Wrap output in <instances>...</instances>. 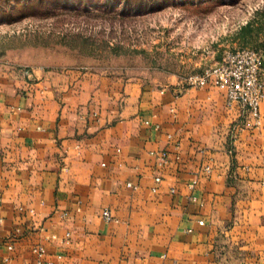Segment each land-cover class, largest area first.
I'll use <instances>...</instances> for the list:
<instances>
[{
  "label": "crops",
  "instance_id": "1",
  "mask_svg": "<svg viewBox=\"0 0 264 264\" xmlns=\"http://www.w3.org/2000/svg\"><path fill=\"white\" fill-rule=\"evenodd\" d=\"M181 84L0 63V264H264V101L235 133L240 109Z\"/></svg>",
  "mask_w": 264,
  "mask_h": 264
},
{
  "label": "rangeland",
  "instance_id": "2",
  "mask_svg": "<svg viewBox=\"0 0 264 264\" xmlns=\"http://www.w3.org/2000/svg\"><path fill=\"white\" fill-rule=\"evenodd\" d=\"M240 47L264 56V0H0V63L25 72L80 65L158 88Z\"/></svg>",
  "mask_w": 264,
  "mask_h": 264
},
{
  "label": "built area",
  "instance_id": "3",
  "mask_svg": "<svg viewBox=\"0 0 264 264\" xmlns=\"http://www.w3.org/2000/svg\"><path fill=\"white\" fill-rule=\"evenodd\" d=\"M263 62L264 56L262 51L250 48L240 47L235 49H227L223 52L221 60L214 66L205 69L201 73L189 75L185 80H181L182 90L188 88H213L220 92L223 103L228 109H240L244 122L238 121L233 127L236 133L245 126L259 127L262 122V103L264 101V77H263ZM172 114L176 117V108H171ZM94 116H98L95 112ZM150 123V121H146ZM158 126V125H157ZM172 135L168 138L171 140ZM233 150H230L232 153ZM150 155L155 158L158 169H167L174 161L182 162L180 153V142L174 143V150L169 148L150 151ZM205 170L210 172V167ZM163 176L158 173L155 176V185L153 191L158 190V185L162 182ZM198 182L196 178L191 187H194ZM129 186H133L129 183ZM175 192V189H172ZM102 216L105 221L113 220V215L110 209L105 208L102 211ZM3 219L0 218V222ZM204 224V221H200ZM72 233L67 232L63 239L64 243L70 244ZM0 242V246H1ZM9 251L14 249V241L9 240L6 243ZM32 252L37 257V263L45 262L44 256L46 248L42 244H37L32 248ZM47 264H54L52 261H46Z\"/></svg>",
  "mask_w": 264,
  "mask_h": 264
}]
</instances>
